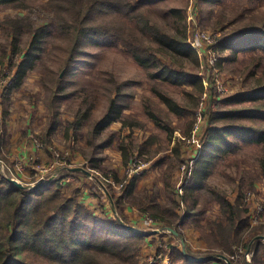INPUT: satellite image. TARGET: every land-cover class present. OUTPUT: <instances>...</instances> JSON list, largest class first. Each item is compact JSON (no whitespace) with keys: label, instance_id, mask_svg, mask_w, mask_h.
Instances as JSON below:
<instances>
[{"label":"trees","instance_id":"16d2710c","mask_svg":"<svg viewBox=\"0 0 264 264\" xmlns=\"http://www.w3.org/2000/svg\"><path fill=\"white\" fill-rule=\"evenodd\" d=\"M160 2L162 0H45L44 5L50 9L51 14L47 26L35 28L26 17L5 19L3 24L8 27L9 33L15 34L18 38L23 34L34 35L31 40L32 47L45 42V38L50 39L52 43L56 41L58 44L47 53H54L57 66L65 71V76L76 71L77 68H73L74 64L87 52L86 48L92 43L103 42L121 46L131 55L133 62L144 71L152 86L151 92L166 107L161 110L157 102L154 104L155 108L147 105L148 117L158 122L159 116L155 114L156 112L166 117L182 114L178 111L177 101L167 96L162 85L168 88H183L184 85H189L193 87L199 99L200 94L205 91L202 74L206 72L201 66V55L189 44L190 25L186 10L171 9L165 13L164 11L157 13L159 6L155 4ZM200 2L220 3L223 0H200ZM0 7L27 8L28 4L27 0H0ZM100 12L106 13L108 19L98 20L97 16ZM166 17L172 18L171 26L168 24L159 26L155 21L159 18L168 21ZM232 18L235 17H231V21ZM246 18L242 15L238 19L245 22ZM197 19L199 21V16ZM228 19L229 17L225 18L222 13L213 24V30L222 28L224 31V21L229 22ZM128 20L132 28L127 26ZM247 21H249L247 24L240 23L229 31L219 34L215 50L226 57L224 60L218 59L215 67L223 65L222 62H236L240 53L252 54L251 62H248L247 68L242 69L241 72L245 81H250L252 87L250 86L245 93L231 94L223 100H211L213 102L211 110L209 113L207 110L206 116V137L199 151V157L203 154L206 159L202 158L200 162L196 159L189 174L184 178L181 201L186 206L187 213L183 218L178 214L180 203L175 200L174 185L171 180L174 171L178 170L185 161L181 156V147L183 149L186 138L192 132L194 106L188 111L192 115L188 133L184 138H180L179 135L174 137L170 148L173 158L168 161L163 172L166 206L161 207L157 203L156 195L140 202H129L132 198L130 184L117 198L107 190L109 187L107 174L100 176L95 170L102 159L101 151L111 147L117 138L116 133L109 130L111 124L118 120L122 121L123 134L118 140V146L123 157L128 158L129 145L125 143V139L130 137L128 132L136 123L123 113L129 102L125 103L120 99L126 94L123 87L128 83H119L113 76H109L110 79L107 80L109 85L106 88L107 95L109 94L107 107L100 119L90 126L87 147L79 146L76 151H79L85 162L89 164L88 171L94 176L98 185L107 186L103 196L112 200L113 218L96 215L77 202L75 193L71 197L62 193V184L68 177V172L36 190L19 188L8 178L0 176V264H106L100 256H109L123 264H141L138 256L146 233L127 227L128 224L117 210V207L124 203L136 206L144 217L149 216L162 229L171 230L178 238H182V231L189 227L200 233L207 244V250L192 252L185 243H182L180 249L172 246L169 249V264H207L209 261L227 264L222 256L226 257L230 264H264V242L261 239L264 226H251L248 217L249 206L244 202L246 192L255 191V179L251 177L239 181L238 193L233 203L219 188L204 186L212 173L214 158L225 162V168H232L234 163L238 169L240 161L230 163L229 157L247 151L245 148L254 151L264 182V70L260 74L257 73L264 59V12L252 15ZM134 28L141 30L142 36L147 32L150 42L139 36L138 30ZM1 50L4 58L8 56L10 64L8 70L13 72L14 69L16 70L13 57L19 53L15 42L11 40L3 45ZM30 53L17 71L11 74L8 87L4 88L5 92H0L4 100L5 93L9 94L17 88L26 71L33 68L31 64L36 57ZM40 56L38 54V58ZM178 57L190 59L195 65L194 68L188 70L183 68L178 63ZM3 62L0 60V63ZM230 69V73L235 74L237 66ZM3 76L6 80L7 76ZM60 76L52 79L54 87L52 106L67 94L68 85L79 84L77 80L70 84L69 80L65 82L68 83L66 85ZM252 78H254L253 82ZM128 96L129 94L126 97ZM197 98L194 105L198 104ZM208 104L210 106L211 102ZM244 104L253 106L244 109L240 106ZM90 105L93 107L94 104ZM255 105H260L262 108ZM6 119L7 112L2 113L0 110L2 158L7 144ZM85 119L89 120L86 112L83 115H76L73 122L67 124V134L72 132V142L75 143L82 135V122ZM38 140L44 147L48 146L51 143V135L44 133L40 138L38 137ZM136 155L147 157L141 153ZM199 165L202 166L201 173L198 172ZM212 202L219 207L223 219L214 222L213 228L207 230L200 221L201 210ZM198 206L202 209L197 208ZM242 249V257L234 261L233 258ZM247 252L252 254L250 262H247L244 256Z\"/></svg>","mask_w":264,"mask_h":264},{"label":"rangeland","instance_id":"374dc122","mask_svg":"<svg viewBox=\"0 0 264 264\" xmlns=\"http://www.w3.org/2000/svg\"><path fill=\"white\" fill-rule=\"evenodd\" d=\"M45 0H27L28 7L27 8H4L0 7V60L4 61L3 64L0 63V80H2L1 85H3L2 92H5L4 88L9 85V80L11 78V74L17 71L20 64L25 61L27 54H30L36 57V60L33 65V68L29 71H26L25 76L21 79L20 85L13 89L9 94L5 93V100L0 95V110L2 113L4 111L7 112V123L9 122L11 130V134L19 137L22 139H27L33 144V138H40V135L44 133H50L51 135V143L44 148H53L57 150L65 151L67 150L71 155L70 159L73 163L74 168H80V173L85 172L88 173V179H91L97 182L92 174L89 173L88 168L84 165V163L80 166L79 164L75 163L73 159V155L82 157L85 161L83 155L76 151V149L80 146L81 148H86V141L88 136H90L89 128L91 125L96 123L101 115L103 114L104 110L107 107V95L106 88L108 87L107 80L110 79L109 76H113L114 79L119 82L128 83L127 86L123 87L126 94L121 97V101L123 102H131L133 105L135 93L139 95L142 93V86H145L147 105L150 108H155V102L159 103V107L161 110L166 109L165 105L151 92V85L149 84V79L132 60L131 55H129L121 46H115L110 44H105L101 42L92 43V45L86 48L87 52L82 55L79 61L74 64L73 68H77L75 72H72L70 75L65 76V71L58 67L56 63V57L54 53H47L50 50H53V47L56 46L58 43L55 41L52 43L50 39L45 38V42L39 43L32 47L31 40L33 39L34 35H27L23 34L22 36H15L12 33H9L8 27H6L3 22L5 19H14L18 17H26L31 22V24L35 28H40L43 26H47L50 22V12L49 8L45 5ZM194 3V4H193ZM193 4V5H192ZM158 5L159 9L156 11L157 13H162L164 11L167 12L171 9H185L186 17L189 21V30L192 27V16L198 14L199 16V25L197 29L203 30L210 34H221L222 32H227L232 29L234 26L239 25L240 23L247 24V19L251 18L252 15L256 13L264 12V0H223L220 3H202L200 0H162L160 3H156L155 6ZM195 6L196 8H194ZM154 10V6H153ZM224 14V17H229V22L226 20L224 21L223 27L225 30L223 31L222 28L213 30V24L216 23L217 18ZM242 15L246 16L245 22H242L238 18ZM231 17H235L233 21H231ZM169 19L165 21L164 19H155L159 26H164L168 24L171 26L173 20L170 17H166ZM98 20H107V14L104 12H100L97 16ZM168 22V23H167ZM127 26H130V21H126ZM137 25V24H135ZM132 28V27H131ZM138 30V28H134ZM137 32V31H136ZM9 33V34H8ZM139 36L143 37L146 41L150 42L148 37V33L144 32L142 36L141 30H138ZM190 37V33H189ZM13 40L17 46L18 54L13 57V63L16 64V70L14 69L9 71L8 68L10 64L8 62V56L5 58L3 57V52L1 50L2 46L8 42ZM48 40V41H47ZM50 47V48H49ZM46 48V50H45ZM33 49V50H32ZM8 53H10V47L7 48ZM52 52V51H51ZM202 53V51H200ZM47 53V54H46ZM38 54L41 56L38 58ZM219 54V60H224L226 55L222 53ZM228 55V53H226ZM9 55V54H8ZM253 55L249 53H240L238 55V60L233 63L222 62L223 65L216 66V78L221 85L220 88L225 92L218 98H214V101L223 100L226 96L236 93H245L247 89L250 88L251 83L250 81H245V77L241 74L242 69L247 68L248 62H251V57ZM259 56V55H257ZM159 58L164 60L163 57ZM178 63L185 68L193 69L195 66L193 62L190 61L188 58H181L178 57ZM203 55H201L200 62L201 66L203 67ZM27 64V63H25ZM24 64V65H25ZM225 66V67H224ZM233 66H237V70L235 74L230 73ZM257 69V73L260 74L264 69V59L262 60V64ZM230 69V70H229ZM229 70V71H228ZM200 71V70H199ZM198 71V72H199ZM206 72L202 74V78H206ZM245 74V73H244ZM6 75V80L5 76ZM60 76L61 80L65 83L70 80V84L72 81H79L77 85H68L67 86V94L60 99V101L55 102L54 106H52L51 101L54 97V87L52 86V79L56 76ZM203 79V80H204ZM131 80V82H130ZM76 81V82H77ZM212 80V76L209 77L207 80L208 84ZM254 78H252V82ZM140 82V83H139ZM66 85L68 83H65ZM76 84V83H75ZM253 85V84H252ZM205 86V83H204ZM140 87H142L140 89ZM167 92V96L173 98L178 103V111L183 112L184 108L188 106V111L194 106V112L197 109L198 104L194 105L195 98H197L196 92H194L193 87L189 85H184L183 88L181 87H166V85H162ZM214 86H207V92L213 90ZM252 87V86H251ZM4 90V91H3ZM141 91V92H140ZM194 93V95H193ZM129 94L128 97H126ZM132 94V96H131ZM134 94V97H133ZM202 94H200L201 96ZM199 96V98H200ZM198 99V98H197ZM199 101V99H198ZM198 101H196L198 103ZM211 105H207L208 113L211 110ZM156 103V104H157ZM90 104H94L93 107ZM187 104V105H186ZM244 107V109L248 107H252V104H244L240 105ZM238 106V107H240ZM256 107L262 108L260 105H255ZM89 111H87V109ZM264 109V108H263ZM187 110V109H186ZM207 110L204 118V123L201 125V141L204 142L205 130L207 128L206 116ZM187 111V112H188ZM84 112L89 116V120L85 119L82 122V135H80L77 141L74 143L71 139L72 132H68L67 134V124L72 123L76 115H83ZM186 112V113H187ZM58 113V116L56 114ZM159 116V118L164 119L170 123L169 117L160 115L159 113H155ZM181 116L182 114H175L172 118L176 116ZM184 115V114H183ZM172 116V115H171ZM190 120H192V115L189 116ZM190 122V121H189ZM193 122V121H192ZM247 123V122H246ZM165 125H167L165 123ZM190 125V123H189ZM167 127V126H166ZM190 127V126H189ZM188 127V128H189ZM110 128V127H109ZM190 137V136H189ZM186 138L185 142L188 140ZM15 139H13V145L15 143ZM18 142V143H19ZM184 143V142H183ZM185 144V143H184ZM203 146V145H202ZM247 151L243 153L233 154L229 157V162L236 163L240 161V166L238 169L232 165V168H225V162L217 160L214 158L213 161V168L210 177L207 179L206 184L207 187H217L222 190L229 200L235 199L238 193V184L241 180H246L249 178L255 179L254 185H260V190L264 191V182L262 178V173L260 171L259 165L257 160L255 159L254 151H251V148H245ZM44 152H47L43 150ZM5 153V151H4ZM137 154V153H135ZM133 154L131 158L135 155ZM47 160L39 161V163L46 164L51 161L50 154L47 153ZM208 156V155H207ZM19 157V156H17ZM1 159L6 161L5 157ZM16 158V157H15ZM187 158V157H185ZM144 160H148V157H143ZM12 160V159H11ZM130 160V159H129ZM242 160V161H241ZM74 161V162H73ZM151 161V160H150ZM152 162V161H151ZM75 163V165H74ZM128 164V163H127ZM126 164V166H127ZM89 166V164H87ZM123 170V178L125 176V168ZM151 167V165H150ZM149 167V168H150ZM85 168V169H84ZM148 168V169H149ZM181 168V165L180 167ZM178 168V169H179ZM147 169V170H148ZM66 174V172L60 173V176ZM101 176V174H99ZM72 179L76 181V177L71 175ZM91 177V178H90ZM28 178H31V174L27 172V174L22 175V182L24 184L28 183ZM104 178V177H103ZM108 178H111L108 176ZM122 178V179H123ZM101 180V179H99ZM98 184V183H97ZM107 187V186H106ZM118 188V187H117ZM109 188L107 190L109 192L117 194L119 196L122 194V190L119 191V188ZM249 191V190H248ZM216 209H210V215L214 214ZM180 223V222H179ZM258 227H263L262 225H258ZM264 228V227H263ZM162 230H160L161 232ZM162 234V233H161ZM167 235V234H166ZM164 235V236H166ZM172 236V235H170ZM262 241L264 242V233L261 236ZM168 241V242H167ZM172 239L167 238L166 243L169 246V249L172 247ZM176 242V241H175ZM183 243H185L182 240ZM178 244L177 248H181L180 241L176 242ZM175 244V243H174ZM165 245V241L161 243V246ZM160 246V247H161ZM187 246V244H186ZM185 247V244H184ZM188 247V246H187ZM189 248V247H188ZM190 249V248H189ZM192 252V249H190ZM158 252V251H157ZM157 252L150 253H143L138 256L139 262L141 264H153L154 263V256L157 255ZM243 249L239 251V258H233L234 261L240 259L242 256ZM245 259L247 262H250L252 254L245 253ZM221 258L224 260V257ZM106 264H123L118 260L111 258V257H102ZM227 259V258H226ZM143 262V263H142ZM157 264V263H155ZM167 264V263H161ZM169 264V262H168Z\"/></svg>","mask_w":264,"mask_h":264},{"label":"crops","instance_id":"0c3cea01","mask_svg":"<svg viewBox=\"0 0 264 264\" xmlns=\"http://www.w3.org/2000/svg\"><path fill=\"white\" fill-rule=\"evenodd\" d=\"M142 87H140V89L142 88V93L137 95L136 93H138L139 91L137 90V92L135 93V97L133 94V105L131 104V102H129V106L123 111L125 115L129 116V119L131 121L136 123L135 125H132L131 131L128 132L130 134V137L125 139V143L129 145V150L127 151L129 157H123L122 152L118 146V140L122 138L123 134L122 121H115L111 124L109 130L115 132L117 138L113 142V145L111 147L103 149V151H101L102 159L98 163L97 170H94L96 173L99 174H107V178L108 176H112L111 178H114L117 181H121L123 178L124 167L126 166L127 162H129L130 155H132L133 153H141L142 155L147 156L152 161L151 167L145 172H143L140 176L134 178L131 183H129V190L132 191V198L129 200V202H140L145 198H150L156 195L157 203L161 207H165L166 202L165 191L163 187V172L167 167L168 161L173 158V153L170 148L174 141V137L179 135L180 138H184L185 135L188 133L190 121L189 116H191V114L190 112H187L188 106H186L181 116L179 115L174 118L172 117L175 116V114H172V116H167L169 117L168 119L170 120V123H168L167 119L164 120L162 118L160 119L159 117V121L154 122L148 117L149 109L147 107V100L149 98L145 97V86ZM165 123L167 125H165ZM6 128L7 144L4 153L6 162H10L11 159L13 160L17 156H26L29 154L35 155V157L41 161L47 160V153L50 154L49 152H44L35 149L33 144L27 139L20 138L19 142V137L17 136V134L13 136L9 131L11 130V127L9 122L7 123V121ZM170 137L172 138V140L170 139ZM13 139H15L16 141L14 145L12 143ZM199 154L200 152L198 151L197 159L199 162L202 161V158L206 159L205 156H202L203 154L199 157ZM73 156L75 163L79 164L78 166L84 163V165L88 168V163H86L82 157L80 158V156H77L76 154ZM181 156L184 160H187V158L189 159L191 157L190 152L185 150L184 145L183 149L181 147ZM79 170L80 168H74L73 171L67 174L74 175L77 180L74 181L68 178L65 179L61 188L62 193H64L68 197L73 196V193H75L77 202L89 208L96 215H103L107 216L108 218H113L114 206L112 200L110 198L104 197L103 194L100 193L98 188L99 185L97 184V182L87 178L89 176L88 173H80ZM198 172H202V166L200 165L198 167ZM185 176L186 175L181 172L179 168L178 170L174 171L171 180L172 185H174L175 200L180 203V206L178 208V214L182 218L187 213V208L181 201ZM204 186H207L206 182ZM254 187L257 190L260 189L258 188L260 187V185H254ZM207 188H209V186ZM126 189L124 191H126ZM122 194L117 196V194L113 193V195L117 198H119ZM234 200L235 199H231L229 201L233 203ZM197 208H201V206H198ZM211 208L216 209L215 213L212 215H210L209 213ZM117 210L119 211V213H121L128 226L146 233L145 241L140 254H154L159 250L162 251L161 243L164 241L166 243L167 238H170L174 241H171L172 246L177 247V241H180L182 246L183 240L185 244H187V246L193 251L205 252L207 250L206 242L202 239L200 233L193 227L184 229L182 231V238L176 237L171 230L169 231L170 234L165 233V229H162L161 232H147V230L143 227L142 224L144 220V214L140 212V210L136 206H132L129 203H124L119 205L117 207ZM222 219L223 217L220 214L219 207L214 202L208 205L207 208L201 210L200 221L207 230L213 228L214 222L220 221ZM207 264L221 263L217 261H209Z\"/></svg>","mask_w":264,"mask_h":264},{"label":"built area","instance_id":"2783aa9c","mask_svg":"<svg viewBox=\"0 0 264 264\" xmlns=\"http://www.w3.org/2000/svg\"><path fill=\"white\" fill-rule=\"evenodd\" d=\"M194 4V3H193ZM192 4V5H193ZM196 8L195 6H193ZM192 18V27L190 30L189 44L195 49L200 55H203V69L206 70V78L205 81V91L199 98L198 106L193 115V127L190 137L185 142L184 148L189 151L191 157L184 161L181 165V172L185 175H188L190 170L192 169L195 160L197 159L198 151L202 148L204 144L201 141V125L204 123V118L207 110V105L209 101L214 100V98H218L225 92L220 88L221 85L216 78L217 69L215 68V63L219 58L218 51L215 50V46L218 44V35L213 33L210 34L203 30L197 29L198 23V14L194 15ZM202 51V53L200 52ZM212 76V80L209 84L207 80ZM2 82V80H0ZM0 83V92H2V87ZM207 86H214L213 90L207 92ZM33 146L35 149L40 151H47L51 155V161L46 164H41L35 157V155L29 154L26 156H19L11 160L10 162H6L0 158V176L4 178H8L11 182L15 181L22 185L27 186L28 189H32V187L36 184L45 183L48 184L58 178L60 173L62 172H70L74 169L73 163L71 162V155L67 150H57L53 148H44V145L36 138H33ZM197 151V153H196ZM151 161L144 160L143 157H139L136 154L129 160L126 168H125V176L121 181L116 182L112 178H107V186L109 188H119V191L122 192L127 188L129 183L134 177L140 176L143 172H145L151 165ZM31 174V178H28V183L24 184L22 182V175ZM68 179H72L71 175H68ZM66 178V179H67ZM91 178V177H90ZM73 180V179H72ZM100 193L106 192V186L104 184H100L98 186ZM117 188V189H118ZM264 190V189H263ZM264 191L257 190L246 192L244 196V202L249 206L248 217L251 226L264 225ZM143 227L147 230V232H160L162 228L153 221L149 216H145L143 220ZM170 230L165 229V233L170 234ZM169 246L167 243L162 246V251L157 253L154 256V263H167L169 262ZM240 255L237 254L234 258H239Z\"/></svg>","mask_w":264,"mask_h":264},{"label":"water","instance_id":"95a60500","mask_svg":"<svg viewBox=\"0 0 264 264\" xmlns=\"http://www.w3.org/2000/svg\"><path fill=\"white\" fill-rule=\"evenodd\" d=\"M12 183L15 185V186H17V187H19V188H27V186H25V185H22V184H20V183H17V182H15V181H12ZM45 185V183H40V184H36V185H34L33 187H32V189L33 190H36V189H38V188H40V187H42V186H44ZM128 228H130V229H135V228H133V227H130V226H127ZM135 230H137V229H135ZM224 258V257H223ZM199 259H203V258H199ZM224 260L226 261V263L227 264H230V262L226 259V258H224Z\"/></svg>","mask_w":264,"mask_h":264}]
</instances>
